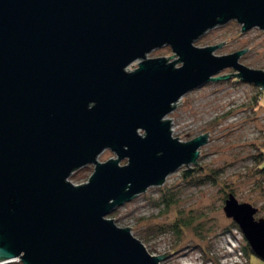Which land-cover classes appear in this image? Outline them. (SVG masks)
Wrapping results in <instances>:
<instances>
[{
	"label": "water",
	"instance_id": "obj_1",
	"mask_svg": "<svg viewBox=\"0 0 264 264\" xmlns=\"http://www.w3.org/2000/svg\"><path fill=\"white\" fill-rule=\"evenodd\" d=\"M232 19L264 30V0H0L1 264H159L170 253L150 254L106 215L197 163L208 131L181 141L166 118L182 95L231 75L264 89V71L239 61L247 47L193 44ZM163 45L176 59L146 57ZM105 148L116 156L99 161ZM88 163L85 183L67 180ZM222 208L264 261L258 208L232 193Z\"/></svg>",
	"mask_w": 264,
	"mask_h": 264
},
{
	"label": "rangeland",
	"instance_id": "obj_2",
	"mask_svg": "<svg viewBox=\"0 0 264 264\" xmlns=\"http://www.w3.org/2000/svg\"><path fill=\"white\" fill-rule=\"evenodd\" d=\"M220 42L223 43L213 54H229L247 47L239 61L264 71V30L253 27L242 31L241 24L232 19L210 28L193 44L203 47ZM158 56L169 61L177 57L168 45L146 54L149 58ZM138 61L131 62L126 69H134ZM228 73H234V69L224 68L217 75ZM262 91L264 89L259 86L239 82L231 75L227 79L207 81L182 95L166 118H170L172 135L181 141L208 131L206 142L198 148L197 163L181 166L170 173L163 184L148 187L106 215L119 227L130 226L131 234L150 254L170 250L159 264H264L257 255L249 253L241 230L225 216L222 208L224 190L232 191L239 202H249L258 208L256 218L264 217V176L254 171L256 145L264 147ZM257 96L260 98L258 105ZM115 156L105 148L97 159L105 161ZM126 161L122 159L119 163ZM197 165L212 171L215 179L205 180L199 170L194 178L182 176L183 169ZM93 168V163L83 165L67 180L73 184L85 183ZM166 191L174 194L175 201L168 207L162 198ZM176 219H190L180 234L171 226Z\"/></svg>",
	"mask_w": 264,
	"mask_h": 264
},
{
	"label": "trees",
	"instance_id": "obj_3",
	"mask_svg": "<svg viewBox=\"0 0 264 264\" xmlns=\"http://www.w3.org/2000/svg\"><path fill=\"white\" fill-rule=\"evenodd\" d=\"M230 80H232V79H230ZM239 82H241V81L239 80ZM262 93H264V92L262 91ZM259 101H260V98H259V96H257V99H256L257 105L259 104ZM255 156H256V158H255L256 164L254 166V171L257 174L264 176V147L263 146L260 147V146L256 145ZM202 168H203L202 166L197 165L195 167H191L190 169L189 168L183 169L182 170V176L186 179L194 178L197 170H199L202 172L201 175L204 176L205 180L209 181V180L215 179V174L212 171L205 170L204 168L203 169ZM200 169H202V170H200ZM229 193H232L234 195V193L232 191H225L224 190L223 200L228 196ZM173 196H174V194L172 192L166 191V193H164L162 198L164 200L163 204L166 207H168L169 205H172L173 203L175 204ZM178 217H182V216L178 214ZM179 222H181V223H179ZM189 223H190V219H184V220L183 219L182 220L176 219L171 226H172L173 230H175L177 233L180 234V230H182L184 226H188ZM233 225L237 227V225L235 223H233ZM246 248L248 249L249 253H253L250 247L247 246ZM244 252L247 253L245 250H244ZM249 253H248V255H249ZM16 262L21 264L19 261H16Z\"/></svg>",
	"mask_w": 264,
	"mask_h": 264
},
{
	"label": "bare ground",
	"instance_id": "obj_4",
	"mask_svg": "<svg viewBox=\"0 0 264 264\" xmlns=\"http://www.w3.org/2000/svg\"><path fill=\"white\" fill-rule=\"evenodd\" d=\"M171 125V124H170Z\"/></svg>",
	"mask_w": 264,
	"mask_h": 264
}]
</instances>
